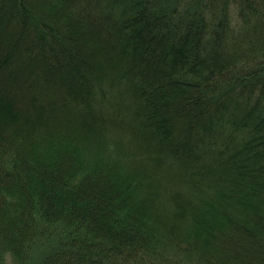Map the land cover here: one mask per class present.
I'll return each instance as SVG.
<instances>
[{
    "label": "trees",
    "instance_id": "trees-1",
    "mask_svg": "<svg viewBox=\"0 0 264 264\" xmlns=\"http://www.w3.org/2000/svg\"><path fill=\"white\" fill-rule=\"evenodd\" d=\"M264 264V0H0V264Z\"/></svg>",
    "mask_w": 264,
    "mask_h": 264
},
{
    "label": "rangeland",
    "instance_id": "rangeland-1",
    "mask_svg": "<svg viewBox=\"0 0 264 264\" xmlns=\"http://www.w3.org/2000/svg\"><path fill=\"white\" fill-rule=\"evenodd\" d=\"M39 256H40V252L35 251L33 254V260L29 261L28 264H35L39 259Z\"/></svg>",
    "mask_w": 264,
    "mask_h": 264
}]
</instances>
